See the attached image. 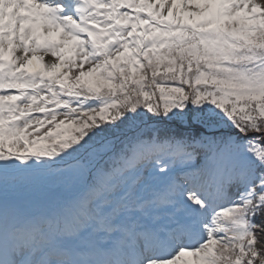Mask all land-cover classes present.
<instances>
[{
    "label": "snow or ice",
    "instance_id": "snow-or-ice-1",
    "mask_svg": "<svg viewBox=\"0 0 264 264\" xmlns=\"http://www.w3.org/2000/svg\"><path fill=\"white\" fill-rule=\"evenodd\" d=\"M0 264H264V0H0Z\"/></svg>",
    "mask_w": 264,
    "mask_h": 264
}]
</instances>
